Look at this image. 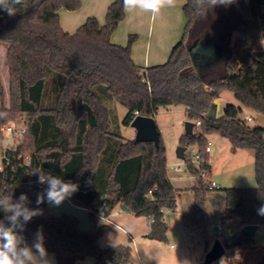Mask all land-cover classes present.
<instances>
[{
  "label": "trees",
  "instance_id": "trees-1",
  "mask_svg": "<svg viewBox=\"0 0 264 264\" xmlns=\"http://www.w3.org/2000/svg\"><path fill=\"white\" fill-rule=\"evenodd\" d=\"M80 5V0H27L26 7L16 6L15 15L0 9V45L6 48L9 72V107L0 106V127L15 113H25L28 143L26 147L18 144L17 152L27 150L30 156L29 167L8 172L0 201L8 197L11 203H18L23 194L24 206L41 212L23 230L17 227L20 247H31L40 231L44 247L58 264H74L87 256L96 264H135L130 246L98 245L106 225L97 224L96 215L108 216L116 208L146 216V236L165 241L168 225L164 213L176 208L179 189L167 174L163 138L160 134L158 147L125 139L115 102L126 107L121 121L126 126L136 115L155 116L160 107L181 105L194 128L192 134H182L180 145H195L200 158L195 169L184 153L188 170L198 180L192 188L194 224L203 222L206 193L212 189L200 177L201 170L210 172L207 137L216 134L227 138L233 150H252L256 187L224 189L220 221L232 217L239 221L236 229L223 236L222 244L230 250H247L249 254L241 258L244 262L264 264V252L257 262L251 258L256 249L253 236L240 233L246 224H264V215L258 214L264 205V127L249 125L240 117L242 108L231 103L219 117L207 116L223 91L231 92L241 106L264 114V47H257L264 38V0H234L223 6L224 31L235 32L238 38L221 77H204L207 67L198 74L189 54V46L201 36L192 32L206 0H185L186 23L180 40L165 62L144 68L131 57L132 35L127 45L110 40L125 16L122 0L109 4L104 23L88 17L74 33L65 32L59 10L74 11ZM2 93L0 80V96ZM37 169L79 184V190L68 199L88 209L93 223L90 230H81L72 215L53 214L46 198L47 183L42 188L24 185L27 173L40 175ZM38 196L43 197L39 205ZM11 214L0 204V224L11 227L7 219Z\"/></svg>",
  "mask_w": 264,
  "mask_h": 264
},
{
  "label": "rangeland",
  "instance_id": "rangeland-1",
  "mask_svg": "<svg viewBox=\"0 0 264 264\" xmlns=\"http://www.w3.org/2000/svg\"><path fill=\"white\" fill-rule=\"evenodd\" d=\"M80 1V7L75 11L65 9L59 10L60 22H62L64 27L73 30L72 33L77 30V27L75 26L78 24H83L88 17H96L102 23H104L105 20L106 11L102 13L99 8L97 9V7L91 3V0ZM182 2H184V0H179L177 5L169 10L167 20L165 19V23L163 22L161 24V26H163L166 31H170L171 29L176 31V34L178 33V37L171 47L167 49L166 53L158 56V63L154 64L163 63L168 59L172 46L175 45L177 40H179L182 35V31L184 30L186 23V19L181 7ZM206 9L207 11H205ZM224 13L225 8H223V6H216L213 9H208V6H206L202 10L201 17L195 24L192 35L198 36L200 34L205 35L208 33L209 35L213 36L212 29H219L218 25L225 16ZM150 16V13H143L138 17V19H141V25L140 29L137 31H128L124 28L119 30L120 33L123 34V38L125 40L123 42L124 45L128 44L130 35L134 37V39L131 41V47L134 44L133 46L136 47V55L139 53L140 57L145 56V46L143 45L145 44L148 33ZM79 21L81 23H78ZM158 22L159 16L156 17V22L154 24V34L157 33L158 30ZM237 38V33L225 32L224 29L217 33L219 47L217 48L216 55L211 56V62L208 64L207 70L203 73L204 77H221L226 73L225 61L230 54V48L233 46ZM257 47H264V38L257 44ZM153 50L154 48L152 45L150 49V55ZM5 53V46L0 45V80L3 89V93L0 96V106L3 105L8 108L9 72ZM226 95H229L231 98H233L231 92H226ZM234 101L238 103L236 100ZM115 108L117 121L122 136L127 139H134L135 129L131 125L126 126L121 122L124 114L126 113V107L115 102ZM248 113L252 117L251 120L248 121L249 125H260L264 127V115L257 116L254 111ZM155 116L157 127L166 147L167 174L174 187L179 189L180 197H177L176 208L174 210H165L164 213V218L168 225L166 240H151L152 244L142 245L140 248L141 254L152 256L157 264H171L169 262L171 261L170 259L176 258L175 254L181 249L183 242L188 239L193 244V264H228L229 261L234 260L235 255H237L235 264H252L242 261L240 257L238 258L240 252L237 253L235 251L234 256H231V250L229 248H224L223 253L216 259L206 261V257L216 241L223 243V236L238 227L239 218L232 217L224 223H221L225 233H219L220 214L225 206L224 189L230 187H256L253 151L248 149H240L235 152L233 148H231V144L227 138H222L216 134L208 136V141L211 142V151L208 153V158L212 168L211 172H209L207 176V180H203V182L207 184V181H214L217 186L206 193L203 222L201 224H194V198L192 188L197 185V176L193 175L188 170V163L186 159L177 158L175 154L177 147L180 145V138L182 134H184V122L186 121L184 107L181 105L160 107ZM7 123H12L16 129L21 126L26 127L27 116L25 113L17 112L14 114L13 119L6 120L4 124ZM0 141L3 147H6L8 144H23L26 147L28 138L24 135L17 137L16 135L2 134V139H0ZM197 151L198 150L195 145L188 146L185 150L187 160L190 158L193 159L192 163L195 169L199 168L198 161H196L193 157V154L197 153ZM24 153L28 154L29 151L24 150ZM176 166H179L178 170L175 169ZM67 205L68 204L65 201L60 206H55L49 203V206L53 207L54 211L62 210L60 211V214L69 209L75 210L74 212L80 216L82 214H86L85 217L78 218L76 216V218L80 220V225L85 224V222L87 224H92L88 213L82 208L73 205ZM117 210L122 214L126 213L125 217H128L126 218L128 220L119 222V224L133 235L144 232L148 229V219L146 216H136L130 212L121 210L120 208H117ZM198 218H200V216ZM106 230L108 231L107 234L110 244H129L133 248L131 241L128 239V237L124 236L122 232L115 229L110 224L106 227ZM253 237L256 241H259L260 238H264V228L257 229ZM182 257L185 261L186 256L182 255Z\"/></svg>",
  "mask_w": 264,
  "mask_h": 264
},
{
  "label": "crops",
  "instance_id": "crops-1",
  "mask_svg": "<svg viewBox=\"0 0 264 264\" xmlns=\"http://www.w3.org/2000/svg\"><path fill=\"white\" fill-rule=\"evenodd\" d=\"M112 1L113 0H91V3L95 7H97V9L99 8L102 11V13H103V12H105L107 10V7L109 6V4ZM184 2H185V0H184ZM184 2H182V5H183ZM182 5H181V7H182ZM170 9H172V8L162 9L161 13L159 14V22H158V26L159 27H158L157 33H155V34H154V24L156 22V18L153 20L151 18V16L149 17L150 24L148 26V33H147L146 41H145V44L143 45V46H145V49H144L145 50L144 51L145 56L144 57H140L139 53H138V55H136V47L133 46L134 44L132 45V47H131V57H132L133 61L135 62V64H137L138 66L144 68V67L151 66V64L152 65H156L154 63H158L157 62L158 61L157 60L158 56L163 55L164 53H166L167 49H169L171 47V45L176 41V39L178 37L177 36L178 33L176 34V31H174L173 29H171L170 31H166V29L163 26H161V24L163 22L165 23V19L167 20V15H168V12H169ZM61 12H65V11H61ZM124 12H125V10H124ZM59 13H60V11H59ZM141 14H143V12H140L139 10L132 11V12H125V16H124L123 20H121L119 22L118 27L115 30V32H113L111 34L110 40L112 42H114V43H117V44H120V45H124L123 42L125 40L123 38V34L120 33L119 30L121 28H124L125 30H128V31H137L138 29H140L141 19L140 18L138 19V17L141 16ZM59 23H60V26L62 27V29L65 32L72 33L73 30H71L70 28L64 27L62 22H60V18H59ZM78 23H81V22L79 21ZM100 23L102 24V22H100ZM78 25L81 26L82 24H78ZM78 25L75 26V27L78 28L79 27ZM183 31H182V33H183ZM179 40H177V42ZM152 45H153L154 50H153V52L150 55V49H151ZM226 92H229V91L221 92L219 98L216 99V100H219L221 102V109L224 110L225 105L229 104V103L234 104L236 106H240L242 108V112L240 114V117L245 119L246 122L248 123V121H250L251 118H252L251 115L248 112H252L253 110L241 106L240 104H238L239 102L234 98L233 94H232L233 98H231L229 95H226ZM234 100H236L238 103H236ZM255 113L257 114V116L258 115H264V114H261V113H258V112H255ZM154 118H155V121H156V116H154ZM222 138H224V137H222ZM125 139H127V138H125ZM237 150H240V149H236L234 151L236 152ZM208 163L210 165V172H211L212 166H211L209 160H208ZM178 197H180V192H178ZM65 202L68 204L67 206H71V205L77 206L79 208H82L85 212L88 213V209L87 208L79 206V205H76V204L72 203L69 199H66ZM48 208L53 212L54 215H61V214L69 213V215H72L74 217L77 216L78 218L86 216V214H82L80 216L79 214H76V212H74L75 210H72V209L71 210L70 209L66 210L65 211L66 213L62 212L60 214V211H62V210H57V211L55 210L54 211V208L49 206V203H48ZM125 214L124 213L122 214L116 208L110 215L106 216L113 223H110L109 221L103 220L100 217H98V215H96V217L98 218L97 219V224H105L106 227L110 224L112 227H114L115 229H117L120 232H122V234H124V236L128 237V239L132 243L133 248L129 244H124V245H128V246L131 247V249H132V259H133L135 264H157L155 262V259H153L152 256H146L144 254H141V251H140V248L142 247V245H144V244H147V245L148 244H152L151 240H155V239H151V238L146 236L147 233L149 232V223H148V229L147 230H145L144 232L136 233L135 235H133L131 232L127 231L123 226H121L119 224V222L128 220V219H126L128 217H125ZM236 218H238V217H236ZM78 221H79V228L81 230H83V231H88L93 226V223L92 224L91 223L87 224L86 222H85V224L80 225V220L78 219ZM220 224H221V221H220ZM259 228H264V224L259 225L258 229ZM107 232L108 231L105 228V230L102 232L101 236L98 238V245L100 247H104V246L110 244V242H109L110 240H108ZM255 243H256V249L254 250V252L252 251L250 255H251L252 260L257 262L260 259L261 253L264 252V238H260L259 241L255 240ZM118 244H121V243H118ZM182 245L183 246H181V249L175 254L176 258L170 259L171 261H169V262L171 264H183V263L193 264V258H194L192 256L193 255L192 254L193 253V251H192L193 250V248H192L193 244L188 239H186V241H184ZM171 246H173V245H171ZM259 250L261 251L260 253H258ZM235 251L237 253L240 252V254L238 256V258L240 257V259L245 257L247 254H249V252L247 250L234 249V250H231V256H234ZM182 255L187 257V258L185 257V261H184ZM236 256L237 255H235L234 260H237ZM48 259L50 261H52L53 264H58L57 259L55 258L53 253H48ZM74 264H96V261H95L94 258L87 256V257H84L82 259L76 260Z\"/></svg>",
  "mask_w": 264,
  "mask_h": 264
},
{
  "label": "clouds",
  "instance_id": "clouds-1",
  "mask_svg": "<svg viewBox=\"0 0 264 264\" xmlns=\"http://www.w3.org/2000/svg\"><path fill=\"white\" fill-rule=\"evenodd\" d=\"M125 12L139 10L143 13H150L154 20L161 13L162 9L173 8L179 0H122ZM203 3L204 0H201ZM208 9L216 6H228L234 0H206ZM27 6V0H0V9H3L9 16L16 14V6ZM207 11V9L205 10ZM40 172L39 183H47L46 198L50 204L60 206L66 199L73 196L79 190V184L46 174L42 169ZM25 195H21L18 203H11L8 197L0 201L6 213H12L7 219L11 222V227H4L0 224V264H53L48 259V252L44 247V237L40 231L36 234V241L29 247H20L22 237L16 233L17 227L23 230L24 225L33 217L40 215L39 209H29L24 206ZM43 202V197L38 196L36 203ZM258 214L264 215V205L258 209ZM22 218V222H21Z\"/></svg>",
  "mask_w": 264,
  "mask_h": 264
},
{
  "label": "water",
  "instance_id": "water-1",
  "mask_svg": "<svg viewBox=\"0 0 264 264\" xmlns=\"http://www.w3.org/2000/svg\"><path fill=\"white\" fill-rule=\"evenodd\" d=\"M226 16L219 22V29H212L213 36L209 37L208 33L201 35L189 46V54L191 56L192 64L198 74L201 72V68L207 67L211 62L212 57L216 55L218 46L217 33L220 30L225 29ZM223 114L221 109V102L219 100L214 101V105L211 106L207 116L219 117ZM130 125L135 129V142H148L153 143L155 147L159 146L160 132L157 127L154 116L136 115L131 121ZM194 128V122L186 120L184 122V134H192ZM186 147L179 145L175 151L176 157L184 159ZM9 227V226H5ZM258 224H246L241 227L240 233L245 236H253L258 229ZM224 251V245L216 241L209 251L206 261L216 259Z\"/></svg>",
  "mask_w": 264,
  "mask_h": 264
},
{
  "label": "built area",
  "instance_id": "built-area-1",
  "mask_svg": "<svg viewBox=\"0 0 264 264\" xmlns=\"http://www.w3.org/2000/svg\"><path fill=\"white\" fill-rule=\"evenodd\" d=\"M137 114V112H135ZM200 122L197 121L196 125H199ZM26 130L25 126H21L18 129L14 128L12 123L3 124L0 127V132L2 134L7 135H16L17 137H21L24 135ZM18 145V144H17ZM17 145L8 144L6 147H3L0 145V190L7 187V174L8 172L14 174L17 172L18 168H27L30 166V156L29 154H25L22 151L17 152ZM205 151L209 153L211 151V142L207 140ZM193 157L196 161H200L199 154L194 153ZM187 161L192 162L193 159H188ZM175 169H179V166H176ZM209 172L205 170H201L200 177L203 180H207ZM12 176V175H11ZM10 176V179H11ZM13 177V176H12ZM39 174L37 172H31L27 173V178L24 181V185L27 187H38L42 188L44 184H40L39 182ZM208 188H214L216 187V183L214 181H207ZM98 217H100L103 220L109 221L110 223H113L108 219V217L104 216L103 214H97ZM219 233L224 234V228L220 224L219 227ZM133 240V239H132Z\"/></svg>",
  "mask_w": 264,
  "mask_h": 264
},
{
  "label": "flooded vegetation",
  "instance_id": "flooded-vegetation-1",
  "mask_svg": "<svg viewBox=\"0 0 264 264\" xmlns=\"http://www.w3.org/2000/svg\"><path fill=\"white\" fill-rule=\"evenodd\" d=\"M209 35V34H208ZM209 37H211V35H209Z\"/></svg>",
  "mask_w": 264,
  "mask_h": 264
}]
</instances>
